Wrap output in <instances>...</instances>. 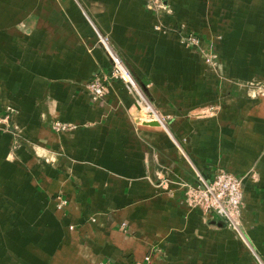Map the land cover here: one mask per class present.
I'll return each instance as SVG.
<instances>
[{"label":"crops","instance_id":"1","mask_svg":"<svg viewBox=\"0 0 264 264\" xmlns=\"http://www.w3.org/2000/svg\"><path fill=\"white\" fill-rule=\"evenodd\" d=\"M98 34L157 125L117 80L89 97ZM4 115L0 264H264V0H0ZM218 169L237 229L185 204Z\"/></svg>","mask_w":264,"mask_h":264},{"label":"built area","instance_id":"2","mask_svg":"<svg viewBox=\"0 0 264 264\" xmlns=\"http://www.w3.org/2000/svg\"><path fill=\"white\" fill-rule=\"evenodd\" d=\"M98 41L110 59L111 71L108 77L96 76L86 84L85 89L89 97L92 100L102 98L107 92L108 80H117L125 86L129 93L137 98L136 104L138 107L151 116L152 113L150 112L153 108L127 64L112 48L106 36L98 34ZM182 43L186 46H198L199 40L194 36H190L182 39ZM154 114L156 115L155 121L160 122L155 111ZM8 122V115L0 116V131L9 128ZM52 129L61 132L66 131L69 127L55 122L52 124ZM242 187V178L223 169H218L212 178L207 181L199 178L198 183L194 186L183 185L185 204L189 208H199L204 212L212 213L221 218L228 228L237 229L240 225L243 207ZM64 204V201L60 202L59 207L61 208ZM144 262L149 264L150 256H146Z\"/></svg>","mask_w":264,"mask_h":264},{"label":"bare ground","instance_id":"3","mask_svg":"<svg viewBox=\"0 0 264 264\" xmlns=\"http://www.w3.org/2000/svg\"><path fill=\"white\" fill-rule=\"evenodd\" d=\"M150 113H152L150 117L155 119L156 115L154 114V111L152 110V112H150Z\"/></svg>","mask_w":264,"mask_h":264},{"label":"water","instance_id":"4","mask_svg":"<svg viewBox=\"0 0 264 264\" xmlns=\"http://www.w3.org/2000/svg\"><path fill=\"white\" fill-rule=\"evenodd\" d=\"M156 123H157V122H155V124H154V125H157Z\"/></svg>","mask_w":264,"mask_h":264},{"label":"rangeland","instance_id":"5","mask_svg":"<svg viewBox=\"0 0 264 264\" xmlns=\"http://www.w3.org/2000/svg\"><path fill=\"white\" fill-rule=\"evenodd\" d=\"M146 112V111H145ZM147 113V112H146Z\"/></svg>","mask_w":264,"mask_h":264}]
</instances>
